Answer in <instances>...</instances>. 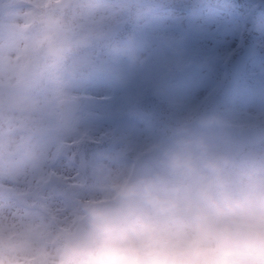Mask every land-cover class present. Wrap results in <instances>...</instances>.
Here are the masks:
<instances>
[{
  "label": "clouds",
  "instance_id": "clouds-1",
  "mask_svg": "<svg viewBox=\"0 0 264 264\" xmlns=\"http://www.w3.org/2000/svg\"><path fill=\"white\" fill-rule=\"evenodd\" d=\"M159 0H0V264H264V113L173 106L113 141L84 86L146 64Z\"/></svg>",
  "mask_w": 264,
  "mask_h": 264
},
{
  "label": "rangeland",
  "instance_id": "rangeland-1",
  "mask_svg": "<svg viewBox=\"0 0 264 264\" xmlns=\"http://www.w3.org/2000/svg\"><path fill=\"white\" fill-rule=\"evenodd\" d=\"M260 1L159 0L148 22L140 27L125 25L119 34L120 38L135 35L146 64L128 68L123 61L122 82L100 77L84 86L93 97L103 98L89 106L88 125L115 141L123 135L141 134L147 119L163 118L173 106L207 107L214 98L219 112L240 121L264 113V4ZM183 18L189 25L187 44L179 25ZM247 42L259 45L263 54L253 58L231 86L227 63ZM195 58L202 62L196 77L168 78ZM214 71L225 83L209 79Z\"/></svg>",
  "mask_w": 264,
  "mask_h": 264
},
{
  "label": "water",
  "instance_id": "water-1",
  "mask_svg": "<svg viewBox=\"0 0 264 264\" xmlns=\"http://www.w3.org/2000/svg\"><path fill=\"white\" fill-rule=\"evenodd\" d=\"M180 24L183 26L185 32L188 33L189 28L186 22V18H184L180 22ZM184 42L185 43L188 42V36H186V38L184 39ZM261 54H262L261 49L255 44H253L252 42H248L244 45L243 51L240 54H238L230 63V69H231L230 83L231 85H235L236 83H238L242 73L246 70L249 61L252 58L258 55H261ZM201 64L202 62L199 59H195L192 62H190L188 65L184 66L183 68L178 69L175 72H173L169 76V78L170 79H183V78L195 77L199 72ZM101 100L102 98H96L95 101L99 103ZM216 102H217V99H215L208 108L218 111L216 108ZM91 117H92V114L88 112L87 119H90Z\"/></svg>",
  "mask_w": 264,
  "mask_h": 264
},
{
  "label": "trees",
  "instance_id": "trees-1",
  "mask_svg": "<svg viewBox=\"0 0 264 264\" xmlns=\"http://www.w3.org/2000/svg\"><path fill=\"white\" fill-rule=\"evenodd\" d=\"M258 1H260V0H258ZM260 2L264 4V0H261ZM231 58H232V57H231ZM213 78H214V79H213ZM209 79H210V80H215L216 83H218V81L221 82V83H225V82H224V79H225V78L222 79L220 76L217 75V72H215V71L212 73V75H211V77H210ZM246 90H247V92H251V91H252V89L249 90L248 88H246Z\"/></svg>",
  "mask_w": 264,
  "mask_h": 264
}]
</instances>
